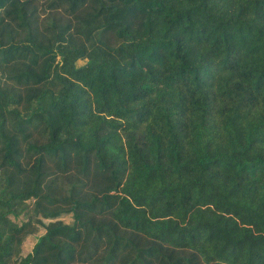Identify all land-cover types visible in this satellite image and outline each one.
Returning <instances> with one entry per match:
<instances>
[{
  "label": "trees",
  "instance_id": "obj_1",
  "mask_svg": "<svg viewBox=\"0 0 264 264\" xmlns=\"http://www.w3.org/2000/svg\"><path fill=\"white\" fill-rule=\"evenodd\" d=\"M0 264H264V0H0Z\"/></svg>",
  "mask_w": 264,
  "mask_h": 264
},
{
  "label": "rangeland",
  "instance_id": "obj_2",
  "mask_svg": "<svg viewBox=\"0 0 264 264\" xmlns=\"http://www.w3.org/2000/svg\"><path fill=\"white\" fill-rule=\"evenodd\" d=\"M61 218L66 222L70 221V217L68 215H62ZM30 219H31V223L26 227V229H28V230L34 229L32 226V223H33L32 216H30ZM40 234H41V230L39 229L38 231L34 230L33 232L25 235L24 240H23L22 249H21L22 253H26L27 251H29L31 249L32 245L35 243L37 237Z\"/></svg>",
  "mask_w": 264,
  "mask_h": 264
}]
</instances>
